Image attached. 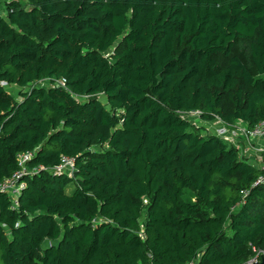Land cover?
Wrapping results in <instances>:
<instances>
[{
	"label": "trees",
	"instance_id": "obj_1",
	"mask_svg": "<svg viewBox=\"0 0 264 264\" xmlns=\"http://www.w3.org/2000/svg\"><path fill=\"white\" fill-rule=\"evenodd\" d=\"M2 7L0 182L25 152L38 170L15 204L0 192V264H248L264 251L261 170L181 115L264 124V0ZM62 156L71 174L54 171Z\"/></svg>",
	"mask_w": 264,
	"mask_h": 264
},
{
	"label": "built area",
	"instance_id": "obj_2",
	"mask_svg": "<svg viewBox=\"0 0 264 264\" xmlns=\"http://www.w3.org/2000/svg\"><path fill=\"white\" fill-rule=\"evenodd\" d=\"M199 114L197 111H192ZM239 134L246 140L250 139H260L264 141V124L259 123L256 126H254L251 129H246L245 127L243 129L237 130ZM232 130L231 125H225L221 124V126L218 128L216 135L222 137L224 140L232 143L235 145L236 142H232ZM32 153L31 152H25L19 155V165L21 166L20 170L14 172L11 176L5 178L3 181L0 182V192H4L8 194L12 202L15 204L17 201V197L20 193V190L24 186V183L21 181V178L24 174H33L35 171L38 170V167L34 168H28L26 167V161L31 158ZM255 165L261 170V173L258 175L255 183H264V144L261 146L258 158L256 160ZM54 171L56 173H69L71 174L73 171V160L68 156H62L60 163L58 166L55 167ZM255 256L248 261V264H251L255 261H259L261 258V253L264 251L253 249ZM263 258V257H262ZM187 264H193V263H187Z\"/></svg>",
	"mask_w": 264,
	"mask_h": 264
},
{
	"label": "rangeland",
	"instance_id": "obj_3",
	"mask_svg": "<svg viewBox=\"0 0 264 264\" xmlns=\"http://www.w3.org/2000/svg\"><path fill=\"white\" fill-rule=\"evenodd\" d=\"M5 0H0V13H4V9L2 7V2ZM24 2V1H22ZM48 82L46 80L41 81L39 83H37V86H47ZM18 88L17 87H9V91L18 99ZM99 98L102 101H105V98L102 95H99ZM181 115L187 119L188 121H190L192 123V125L194 127H204L205 131L207 133H216L218 128H219V124L216 121H208V120H202L199 117V114H197L196 112H182ZM244 127H240V129H243ZM237 130H239V128H237ZM235 129V133L232 132L233 136H238L237 134H239V132ZM263 257L264 258V252L261 253V256H259V258Z\"/></svg>",
	"mask_w": 264,
	"mask_h": 264
},
{
	"label": "crops",
	"instance_id": "obj_4",
	"mask_svg": "<svg viewBox=\"0 0 264 264\" xmlns=\"http://www.w3.org/2000/svg\"><path fill=\"white\" fill-rule=\"evenodd\" d=\"M213 121L218 122V124L221 126L222 122L215 119ZM219 126V127H220ZM232 130L235 131V129L237 130V128L240 127H244V124L241 122H237L233 125H231ZM212 133V132H211ZM238 136H231L233 141L232 142H236L235 146L239 149L240 153L245 156L249 162L255 164L256 160L258 158L261 146H263L264 141L254 138V139H250L249 141L244 139L240 134H237ZM234 145V144H233Z\"/></svg>",
	"mask_w": 264,
	"mask_h": 264
},
{
	"label": "water",
	"instance_id": "obj_5",
	"mask_svg": "<svg viewBox=\"0 0 264 264\" xmlns=\"http://www.w3.org/2000/svg\"><path fill=\"white\" fill-rule=\"evenodd\" d=\"M251 264H264V258H261L259 261H255Z\"/></svg>",
	"mask_w": 264,
	"mask_h": 264
}]
</instances>
